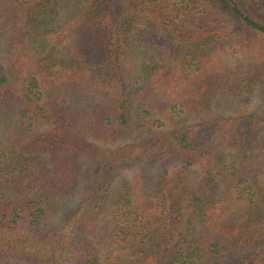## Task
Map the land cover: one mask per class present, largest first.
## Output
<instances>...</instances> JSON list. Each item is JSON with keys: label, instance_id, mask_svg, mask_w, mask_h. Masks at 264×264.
Instances as JSON below:
<instances>
[{"label": "trees", "instance_id": "1", "mask_svg": "<svg viewBox=\"0 0 264 264\" xmlns=\"http://www.w3.org/2000/svg\"><path fill=\"white\" fill-rule=\"evenodd\" d=\"M261 74L264 0H0V264H264V101L207 116Z\"/></svg>", "mask_w": 264, "mask_h": 264}, {"label": "rangeland", "instance_id": "2", "mask_svg": "<svg viewBox=\"0 0 264 264\" xmlns=\"http://www.w3.org/2000/svg\"><path fill=\"white\" fill-rule=\"evenodd\" d=\"M226 48V49H224ZM222 50H226L225 52H228L227 54V64L229 67L233 68L236 64L237 59L241 60L243 59V56L240 52L233 53L235 50V47H228L226 45ZM219 51V53L222 52ZM214 104L212 106L211 111L208 113L207 116H215L218 114L221 115H237V114H244L250 111H253L256 108H259L263 105L264 101V74H261L255 82L252 84L251 87H249V91L246 93H240L238 95H235L231 91L229 92H219L214 94ZM190 120L185 121L182 124H188ZM257 145L254 149V151L249 153L250 155L253 154V156H249L250 165L253 166L257 172V177L262 183H264V129L260 130L258 136H257ZM112 147V146H111ZM179 163L173 162L168 164L166 167L170 173L176 170L178 168ZM135 170H125L118 173L114 179L113 183V189L109 193L105 209L102 213H100L97 222L89 234V238L91 242L96 247L97 255L102 260L104 257L108 255H116L121 251L118 244H115L112 242L111 238V230L113 228L114 224V210L116 206V201L118 198V195L121 193V187L123 182L125 180L132 177V175L137 171ZM144 172H153L157 169H151V168H141ZM140 170V171H141ZM198 176V171L195 169L189 171L187 174L188 182H193L194 179ZM264 186V184H263ZM78 199V194L74 196L73 198L69 199L68 204H74ZM252 211L255 212H261L264 215V204H260L256 209H253ZM13 264H25L22 261H12Z\"/></svg>", "mask_w": 264, "mask_h": 264}]
</instances>
